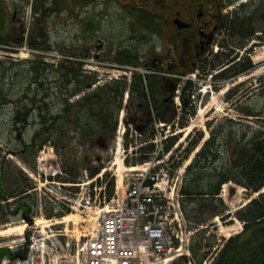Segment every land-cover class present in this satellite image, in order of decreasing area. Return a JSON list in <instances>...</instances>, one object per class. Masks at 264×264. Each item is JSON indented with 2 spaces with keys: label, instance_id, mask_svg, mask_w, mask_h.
Instances as JSON below:
<instances>
[{
  "label": "rangeland",
  "instance_id": "1",
  "mask_svg": "<svg viewBox=\"0 0 264 264\" xmlns=\"http://www.w3.org/2000/svg\"><path fill=\"white\" fill-rule=\"evenodd\" d=\"M19 1L0 0V40L10 41L21 38L18 41V45L14 47L0 44V175L2 179L5 178V180L9 181L18 171H22L35 184L36 195L29 199V204L34 212L32 224L21 218H9L7 216L10 215L8 214L9 210L5 209V203L0 202V220L7 222L0 225V232L25 226L23 231L0 235V250L19 251V253L25 254L27 258L26 260L22 258L11 262L5 259L2 264H73L72 260L77 264V258L80 256V250L85 242L84 235L96 231L98 227V218L101 215V210L107 204L105 195L110 184L114 183L115 200L118 199L116 193L119 199H122L125 196L127 185L136 180L141 174L140 171L132 173L126 170L131 167H139V170H142L143 166L132 165V160L135 158L133 151L135 150H125V145H129L128 142L131 138L129 139L128 137V140H126L123 137L121 142L118 141L119 135H121L118 134V129L114 134L109 131L107 133L100 132L89 145L87 144L88 141L86 143L81 142L80 146L79 143L77 146L71 144L70 151L73 153V158L71 159L76 165L78 162H84L91 168H101V172L94 179H90L87 177L88 175L84 173L82 175L81 173L78 185H64L51 180L58 175H62L63 166L50 144L43 146L37 155L35 162L36 173H33L21 160L22 156L20 154L23 153L24 158H27L30 162L32 161L30 159L32 151L28 150L26 153L22 149L24 145L31 142L38 125L37 112L40 110L45 115H48V113L56 114L62 109L66 98L61 82L59 83L58 73L60 71L51 68L48 71H44L47 68L39 64L40 72L35 74L30 70V63L33 60L35 61L38 55L44 58L40 63L46 62L55 65V68L56 65H62L66 59H79L78 52L81 46V36L78 28L80 19L76 18L77 6L74 5L71 8L69 6H61L62 12L66 11L67 16L55 14L49 16L46 13L47 15H45L50 18L47 21L46 19L40 20V18H43L42 14H40L41 3H38L36 7V5L32 4L34 0H29L24 4H20ZM51 1L53 2V0ZM248 1L250 0L235 1L227 9V13L235 12L242 4ZM263 1L257 3L256 6L261 8ZM52 2L48 1L47 4H52ZM102 9L103 6H97L96 17H100ZM85 18L87 19V17ZM119 20L118 17L113 16V12H110L105 18H99L95 26L96 30L92 35L95 46L91 47L92 51L89 53V58H87L83 68L86 73H91L93 77L96 74L97 78L95 86L92 89L85 90L81 95L84 96V94L92 92L97 87L116 80H121V82L125 83L127 91L123 95V108L117 116V128L121 118L137 120V125H140L139 120H145L144 114L138 113L142 109L139 98L131 96L129 91L133 74L138 73L143 78L154 75H156L154 77L160 76V74L157 75L144 66L147 63V58L149 59L151 50V45H147L150 40V33L143 27L145 32L142 39L144 40L141 41L140 37H137V40L134 37V32L130 33L127 31L129 22L126 21L125 23ZM254 29L256 32L255 38L247 42L244 47H241L244 42L239 37L227 39L225 33L219 32L211 52V55L217 53L225 55L232 52V56H236L238 60L246 56L250 57L249 59L255 65L251 73L242 75L233 81H220L214 84V81L209 80L211 77L208 70L203 72L199 68V72H191V75L184 76L181 80L178 86L180 90L188 82H191L195 95L199 97L195 102L190 100L192 107L195 109L194 115L190 117L186 113L184 116V111L180 112V110H177L174 122L170 123V125L174 126L172 134L178 133L177 135L180 138L174 149L176 152L172 155L175 156L174 160L165 161L167 162L165 164H169V167H172L174 163L176 165L181 160L184 155L183 149L190 141L196 139L200 133L204 134L205 142L210 138L212 131H219L223 128L226 132H229L232 127H230L229 121L239 122L253 129L260 127L261 123L257 121V118H246L236 110V107L240 106L244 110L264 112V90H261L258 82L260 79L263 80L264 89V23L260 18L255 21ZM153 30H156V28H153ZM164 34H166V30ZM130 37H133L134 41H131ZM98 39L103 40L105 45H115L116 49L120 43L126 42L123 46L129 47L133 53L139 50L142 53V55H139L141 59L138 60L141 66L134 69L128 67L123 69L115 68L117 64L112 60L113 55L98 50ZM30 40L38 43L41 48L50 47L52 49L51 52H44L43 50L38 52L30 49L27 45ZM107 40H110V42ZM209 60L212 64L213 57L210 56ZM36 62L39 61L36 60ZM36 62L34 63L35 66ZM163 73L169 79L175 78L173 74ZM201 73H203V78L199 75ZM41 74L43 76H40ZM239 83H245V86L236 97L227 101L225 94ZM59 88L61 89L60 91L58 90ZM74 89V87L71 88L72 91ZM203 93L205 94L203 95ZM76 100H78L77 97L72 98L69 102L72 103ZM173 105L175 109H178L175 102H173ZM199 112H202L200 116ZM183 121L187 122H185L186 127L181 129L179 126L177 128V124L181 125ZM92 126L95 129H99L96 127L95 122L91 124ZM190 127H192L191 131L185 136L182 131ZM122 131L123 128L120 133ZM149 135L147 133L144 136V141L148 140ZM133 144L135 145V143ZM178 146L181 147L177 151ZM120 159H122L125 169L117 166V160ZM126 160L129 164H126ZM186 164H189V162L186 163L185 161L181 167L183 171ZM162 165L164 164L156 167L155 173L162 174L165 172V170L160 168ZM181 169L178 168L177 171L179 172ZM119 176L122 183L117 190V182L120 180ZM96 183L102 184L95 186ZM17 187L18 185L13 186L12 190L18 191ZM262 192L264 193V190ZM221 198L227 207V214L229 215L225 218L227 224L222 219L215 218L212 226L207 230L205 242L202 243L205 244L209 243L211 239L214 240L210 248L211 259H215V254L230 239L226 238L224 233L227 232L233 237L242 232L243 225L235 219L234 215L251 200L246 196L244 190L235 184L223 187ZM14 201L15 199L9 202L14 203ZM44 202L50 204L49 208H45L42 205ZM64 209L68 210V212L63 217L49 218L47 216L50 210L57 214L65 211ZM38 220L49 222L47 224L48 227L45 229L38 227L36 225ZM191 240H193V237ZM175 255V252H172L170 257ZM211 263L212 261L208 260L206 264ZM171 264H183V262L181 258H176Z\"/></svg>",
  "mask_w": 264,
  "mask_h": 264
},
{
  "label": "trees",
  "instance_id": "2",
  "mask_svg": "<svg viewBox=\"0 0 264 264\" xmlns=\"http://www.w3.org/2000/svg\"><path fill=\"white\" fill-rule=\"evenodd\" d=\"M261 1L250 0L225 17L221 32L226 34L227 39L239 37L244 42L241 47H244L247 42L255 38V21L260 18L264 23V1L261 3V8L256 6ZM233 3L228 5L231 6ZM0 44L4 45L5 39L0 40ZM29 48L38 52L41 50L51 52L52 50L50 47L41 48L39 44L34 45L33 43L29 45ZM211 56L213 57L212 64L207 58L199 68L203 72L208 70L214 84L220 81L236 80L242 75L251 73L255 68L248 56L239 60L236 56H232V52L225 55L217 53ZM36 60L39 62H36ZM36 60L31 61L32 63L29 66L30 70L35 74L40 72L39 64L47 68L44 71H48L50 68L60 71L58 73L59 83L61 82L66 98L62 109L56 114L48 113V115H45L40 110L37 112L38 125L31 142L24 145L22 149L26 153L28 150L32 151L30 154L32 161L30 162L27 158H24L23 153L20 154L22 156L21 160L33 173H36L35 162L37 155L43 146L50 144L63 166L62 175L56 176L51 179L52 181H57L64 185H78L81 173L82 175L83 173L88 175L87 177L90 179H94L101 172V168H91L84 162H78L76 165L71 159L73 158V153L70 151L71 144L77 146L79 143L80 146L81 142L86 143L88 141L87 144L89 145L100 132L107 133L109 131L111 134L115 133L118 124L117 116L123 108V95L127 91V86L121 80H116L81 96L85 90L87 91L95 86L97 78L96 74L94 78L91 73L84 71L83 62L78 59H66L62 65H56L55 68V65L46 62L40 63L44 58L39 55ZM118 62L128 68L139 67L136 59H130L129 61L118 60ZM199 68L180 75V78L175 80L176 88L180 85L184 76L191 75V72L194 71L199 72ZM199 75L203 78V73ZM40 76L43 75L41 74ZM166 82L165 77L156 80L153 76L143 78L138 73H134L129 91L131 96H135L140 100L142 109L138 113H142L144 110L143 106L149 109V103L145 95L146 92L150 93L153 97L151 105L159 112L157 115L158 120L170 124L175 120L176 112L174 106H170V103L166 101L159 87V85ZM258 82L261 90H264L263 80L260 79ZM244 86L245 83L235 85L227 91L225 99L227 101L232 100L241 92ZM72 87L75 88L73 91L71 90ZM58 90L60 91L61 89L59 88ZM63 92L61 91L62 94ZM193 92V84L191 82H188L181 90L184 116L186 113L190 117L195 114V109L191 106L190 101ZM75 97L78 100L70 103L69 100ZM236 110L246 118H257V121L261 123L260 127L253 129L242 123L229 121L230 127L232 126L229 132H226L223 128L219 131H212L210 138L205 142L204 134L200 133L196 139L190 141L183 149L184 155L181 160L170 167L173 171L168 170L170 174H173L178 168L181 169L185 161L186 163L190 161L181 179L179 196L189 231H194L195 234L190 244L191 255L189 258H181L183 264H204L209 260L211 256L210 248L214 240L211 239L209 243H202L205 242L207 230L212 226L215 218H220L227 224L225 218L229 215L227 214V207L221 198V193L223 187L230 184H235L242 188L246 196L251 200L234 215L235 219L243 225L242 232L231 237L225 242L219 252L217 251L214 264H264V193H262L264 190V112L244 110L240 106H237ZM94 122L99 129L91 127ZM185 122L183 121L181 125L179 124L181 129L186 127ZM208 127L210 126L208 125ZM146 134L145 132L143 133L144 136ZM128 136L127 134L126 140H128ZM179 138L178 135L168 141L165 146V154L172 153V156L176 152L174 146L178 143ZM40 142L42 143L40 144ZM128 143L130 145L132 141ZM129 145H125V150L130 149ZM180 147L178 146L177 151L180 150ZM133 153L135 158L132 160V165L142 166L153 159L155 146L149 144L136 149ZM174 158L175 156L170 157V161L174 160ZM126 164H129L127 160ZM160 168L164 169L165 166ZM101 184L96 183L95 186ZM15 185H18V191L12 190ZM34 195H36V186L22 171H18L9 181L5 180V178H0V202L5 203V209L9 210V212L7 211L10 214L7 215L9 218H21L32 224L34 212L29 204V199ZM255 195L257 196L253 198ZM105 196L107 202L114 197L113 182L108 187ZM13 199H15L14 203H10L9 201ZM42 205L45 208L50 206V204L45 202ZM64 210L57 214L50 210L47 216L49 218L63 217L68 212V210ZM4 223L7 222L0 220V225ZM22 258L26 259V255L19 253V251L0 250V264L5 259L11 262Z\"/></svg>",
  "mask_w": 264,
  "mask_h": 264
},
{
  "label": "built area",
  "instance_id": "3",
  "mask_svg": "<svg viewBox=\"0 0 264 264\" xmlns=\"http://www.w3.org/2000/svg\"><path fill=\"white\" fill-rule=\"evenodd\" d=\"M180 98L181 93L177 91L175 104L181 112ZM190 99L196 101L195 93ZM144 119L137 125V120L121 118L117 128L121 134L118 141L121 142L128 132L130 141L135 143L130 144V150L154 145L153 159L143 165L145 168L142 167L138 178L127 185L122 199L117 193V200L113 197L107 202L105 198L107 204L101 210L98 227L84 235L77 264H171L176 258L190 256L189 248L195 233L189 231L179 196L184 171L170 174L173 170L165 164L172 154H165V146L178 133L172 134L174 126L158 121L152 109L148 120ZM144 132L151 135L147 141H144ZM161 164H164L162 170L165 172L155 173ZM172 252L176 254L174 257H170ZM171 258L175 259L169 262ZM72 262L75 264L74 260Z\"/></svg>",
  "mask_w": 264,
  "mask_h": 264
},
{
  "label": "flooded vegetation",
  "instance_id": "4",
  "mask_svg": "<svg viewBox=\"0 0 264 264\" xmlns=\"http://www.w3.org/2000/svg\"><path fill=\"white\" fill-rule=\"evenodd\" d=\"M28 1L20 0L19 2L24 4ZM48 1L52 2L51 0L32 1L36 7L38 3L42 4L40 14L43 18L40 20L48 21L50 18L46 16L47 14L49 16L51 14L67 16L66 11L62 12L61 6L70 8L74 5L77 6L76 18L80 19L78 28L81 36L78 60L84 64L92 51L91 47L95 46L92 35L96 30L95 26L99 18H105L110 12H113V16L118 17L119 21L129 22L127 31L134 32V37L137 40V37H140L141 41L144 40L142 38H144L143 27H145L150 33L147 45H151V50L149 59L147 58V63L144 66L157 75L160 74L159 77H155L156 80L165 77L167 82L159 85L160 91L170 106H174L175 80L182 74L189 73L195 68L198 69L207 58H210L217 35L221 32L223 21L229 15L227 13V9L230 7L228 4L237 0H53L49 5ZM97 6H103L100 17L95 16ZM165 30L166 34H164ZM89 34L91 35L89 36ZM20 39L19 37V39L5 41L4 45L14 47L18 45ZM130 40L134 41L133 37H130ZM107 41L110 42V40ZM31 43L38 44L30 40L27 45L29 46ZM125 44L126 42L120 43L116 49L115 45H109L112 46L109 47L103 40L98 39L97 48L102 52L112 54V60L117 64L115 68L123 69L127 66L119 64L118 60L136 59L138 61L141 59L139 55H142L139 50L133 53L129 47L123 46ZM163 72L173 74L175 78L169 79ZM147 94L145 95L146 100L152 102L153 97L150 93L147 92ZM148 107H150L149 104ZM151 107L158 115L157 109L153 105ZM143 109L142 113L147 115L150 108L143 106ZM210 257L209 261L214 264L215 259Z\"/></svg>",
  "mask_w": 264,
  "mask_h": 264
},
{
  "label": "bare ground",
  "instance_id": "5",
  "mask_svg": "<svg viewBox=\"0 0 264 264\" xmlns=\"http://www.w3.org/2000/svg\"><path fill=\"white\" fill-rule=\"evenodd\" d=\"M26 55V54H25ZM203 111V110H202ZM202 114V112H199V116ZM191 129H192V127H190V128H188V129H185L184 131H182L184 134H185V136H187L188 135V133L191 131ZM122 159H120V160H117L118 161V163H117V166L119 167V168H121V169H125V167L123 166V164H122V161H121ZM120 169V170H121ZM127 172H136L137 173V171H142V170H139V167H131V168H129V169H127L126 170ZM119 182H117V190L121 187V178H120V176H119ZM70 218H72V217H70ZM47 224H49V222H47V221H43V220H38L37 222H36V225L39 227H41L42 229H45V228H47L48 227V225ZM23 230H25V226L23 225L22 227H16V228H11V229H9V230H7V231H3V232H0V235H4V234H7V233H11V232H17V231H23ZM224 236L226 237V238H231V234H229V233H224ZM175 258H171L170 260H169V262H171V261H173Z\"/></svg>",
  "mask_w": 264,
  "mask_h": 264
},
{
  "label": "water",
  "instance_id": "6",
  "mask_svg": "<svg viewBox=\"0 0 264 264\" xmlns=\"http://www.w3.org/2000/svg\"><path fill=\"white\" fill-rule=\"evenodd\" d=\"M100 141V140H99ZM97 142V141H96Z\"/></svg>",
  "mask_w": 264,
  "mask_h": 264
}]
</instances>
